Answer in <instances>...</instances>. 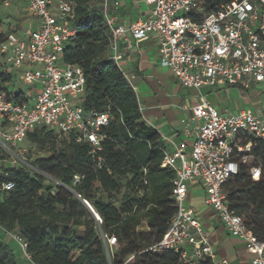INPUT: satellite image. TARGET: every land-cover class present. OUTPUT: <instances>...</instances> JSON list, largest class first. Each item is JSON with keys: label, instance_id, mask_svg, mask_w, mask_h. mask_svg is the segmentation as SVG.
Returning <instances> with one entry per match:
<instances>
[{"label": "built area", "instance_id": "1", "mask_svg": "<svg viewBox=\"0 0 264 264\" xmlns=\"http://www.w3.org/2000/svg\"><path fill=\"white\" fill-rule=\"evenodd\" d=\"M9 4L11 0H3ZM148 15L126 25L110 12V0H101L108 25L112 58L130 81L122 63L127 51L155 37L161 63L171 69L187 88L240 86L249 89L264 82V0H144ZM30 13L38 19L28 34L5 32L0 27V56L6 67L23 75L22 82L33 94L25 101L8 98L0 91V146L13 164L31 166L24 141L38 125L60 135L73 134L78 142H89L92 152L101 149V130L110 113L85 111L78 103L85 92L86 76L79 65L63 66L61 55L77 34L71 0H28ZM123 43V46H122ZM30 87V88H29ZM184 120V133L194 136L192 148L183 144L174 152L164 149L162 166L175 170L173 197L177 211L163 237L151 249L174 250L182 264H231L218 255L210 231L197 218L189 203L190 186L201 182L205 203L216 213L229 234L244 241L252 264H264V240L230 208L225 185L245 165L258 180L262 167L253 154V138L264 139V107L258 111L227 112L208 99L192 107ZM195 122H198L196 125ZM103 161L99 157V163ZM75 175L76 182L80 180ZM13 181L4 189L14 188ZM84 202L93 208L90 202ZM101 222L99 214L96 216ZM12 236L29 264H34L27 241L17 232ZM108 257L118 246L115 234H102ZM132 257L122 264H131Z\"/></svg>", "mask_w": 264, "mask_h": 264}, {"label": "trees", "instance_id": "2", "mask_svg": "<svg viewBox=\"0 0 264 264\" xmlns=\"http://www.w3.org/2000/svg\"><path fill=\"white\" fill-rule=\"evenodd\" d=\"M71 1L72 25L78 31L60 63L84 69L85 92L78 103L85 111H108L110 122L101 130L96 152L89 142L46 125H38L27 140L51 154L29 160L31 166L11 163L0 146V160L6 162L0 163V264H19L4 231H15L27 241L34 264H122L130 257L131 264H182L174 250L151 249L177 211L176 173L161 165V134L144 120L137 91L112 58L101 0ZM0 66V91L16 101L27 100V86L18 85L19 77L2 61ZM253 141L260 178L254 180L243 165L225 190L230 208L264 240V139ZM75 175L81 177L77 182ZM9 181L15 186L6 190ZM102 234L118 239L111 260Z\"/></svg>", "mask_w": 264, "mask_h": 264}, {"label": "crops", "instance_id": "3", "mask_svg": "<svg viewBox=\"0 0 264 264\" xmlns=\"http://www.w3.org/2000/svg\"><path fill=\"white\" fill-rule=\"evenodd\" d=\"M10 4L16 5L17 11L28 12L23 15L29 18L23 20L20 26L9 18L7 7ZM0 7V27L5 32H17L24 35L37 28L38 19L30 13L28 0H11L9 4L0 0ZM149 10L150 6L144 0H110V12L118 16L120 22L126 25L145 18ZM122 65L131 74L130 82L137 91L144 120L160 132L164 146L170 152H174L183 144L188 150L192 148L195 137L184 133L185 123L183 122L192 116V107L202 102L203 98L217 105L211 93L218 95L231 87L205 86L201 89L184 87L171 69L161 63L155 37L142 41L139 46L127 51ZM16 73L19 77L18 81H22L20 72ZM29 90L27 94L31 96L34 88L31 87ZM260 107H264V101L261 102ZM194 188L203 190V194L197 195L196 199L193 196ZM204 196L203 184L192 183L188 201L196 209L197 218L210 231L211 240L218 255L229 259L231 264H252V255L246 250L244 241L229 234L215 211L205 203Z\"/></svg>", "mask_w": 264, "mask_h": 264}, {"label": "rangeland", "instance_id": "4", "mask_svg": "<svg viewBox=\"0 0 264 264\" xmlns=\"http://www.w3.org/2000/svg\"><path fill=\"white\" fill-rule=\"evenodd\" d=\"M7 9L9 11V18H12V20L19 26L20 24H22L23 20L29 18V16H25L28 12H24V10L17 11L18 9L14 4L8 5ZM24 13L25 15H23ZM0 60L3 62L1 56ZM8 69L11 70L10 67H8ZM21 76L23 78L22 74ZM18 85L25 87V84L22 81H19ZM211 97L218 103L216 105L218 108H220L221 110H226L227 112H237L242 109L249 111H258L261 109V102L264 101V83H253L251 88H249L248 90H243L240 86H231L229 90H226L218 95L212 92ZM24 146L28 149V152L25 156L29 160H35L36 158L48 156L51 154L46 150L37 149L27 139L24 141ZM0 163L3 164L6 162H4V160H0ZM202 194L203 190L201 188L193 189V196L195 197V199L197 195L201 196ZM146 228L147 226L144 225L143 229ZM5 239L13 248L16 256L18 257L19 264H27V261L23 256L22 250L19 248L17 241L12 236H7Z\"/></svg>", "mask_w": 264, "mask_h": 264}, {"label": "water", "instance_id": "5", "mask_svg": "<svg viewBox=\"0 0 264 264\" xmlns=\"http://www.w3.org/2000/svg\"><path fill=\"white\" fill-rule=\"evenodd\" d=\"M93 212H94V214L97 216L98 215V213L94 210V208H90Z\"/></svg>", "mask_w": 264, "mask_h": 264}]
</instances>
